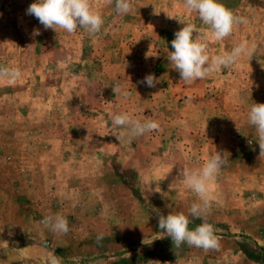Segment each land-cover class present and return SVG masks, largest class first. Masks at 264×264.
<instances>
[{
  "label": "rangeland",
  "instance_id": "obj_1",
  "mask_svg": "<svg viewBox=\"0 0 264 264\" xmlns=\"http://www.w3.org/2000/svg\"><path fill=\"white\" fill-rule=\"evenodd\" d=\"M34 2L0 0V65L22 72L15 85L0 81V264H264V160L247 122L264 103V0H220L248 21L222 41L183 0H133L127 15L91 0L104 18L96 36L45 30L26 14ZM186 23L208 33L210 56L242 41L255 55L186 84L167 59ZM149 74L155 88L140 83ZM122 113L160 130L129 139L112 125ZM216 151L228 164L212 182L210 213L189 216V228L212 224L219 250L174 249L159 216L188 215L198 197L169 185ZM55 214L66 234L41 223Z\"/></svg>",
  "mask_w": 264,
  "mask_h": 264
},
{
  "label": "clouds",
  "instance_id": "obj_2",
  "mask_svg": "<svg viewBox=\"0 0 264 264\" xmlns=\"http://www.w3.org/2000/svg\"><path fill=\"white\" fill-rule=\"evenodd\" d=\"M183 2L188 12L198 13L199 19L203 25L207 26L216 41L228 38L238 25L248 22L246 18L236 16L220 0H183ZM107 3L109 5L115 4V11L118 15L131 13L133 7V0H107ZM159 13L155 8L154 14L158 15ZM26 14L34 16L45 30L52 29L57 33L59 30H63L68 34H73L80 28L89 36H96L101 32L104 25L103 16L94 10L91 0H36L27 8ZM169 18L175 17L169 15ZM194 33H196L195 37ZM32 35H40L39 29H34ZM174 35L175 39L171 41L174 51L168 52L167 59L172 64V68L179 72L181 80L186 84L205 79L222 69H230L241 58H253L255 55V45L242 41L234 46L230 52L210 56L208 54V33L191 23H186ZM149 56L154 55L147 54L146 59ZM261 67L264 68V63H261ZM21 77L22 72L19 68L0 65V81L15 85ZM140 83L149 88H155L160 81L154 74H149ZM113 91L115 95L120 94V85L113 86ZM123 95L126 96L128 93L125 92ZM111 120L114 127L118 126L127 130L129 139L160 130L158 121L152 119L141 121L128 113L116 114L111 117ZM247 122L255 129L256 141L260 149L259 158L264 160V103L251 105ZM237 130L240 131L238 125ZM115 136L121 141L120 135ZM251 143L250 140L249 144ZM227 164L228 154L216 151L197 170L190 171L188 168L182 167L177 178L169 185L171 191L176 184L183 182L198 197V202H194L190 206L188 215L177 212L170 213L166 217L159 216V228L171 237L174 249H179L186 244L190 248L202 249L205 252L219 250L220 239L215 233L214 226L202 222L195 229H190L189 216L203 221L210 213L212 203L215 200L211 187L212 182ZM148 190L161 191L158 185L154 189L150 186ZM41 223L53 233L66 234L69 231L68 220L60 214L45 216ZM101 239H103L102 236L97 237L98 242ZM52 264H59L58 258L53 260ZM176 264H181L179 258Z\"/></svg>",
  "mask_w": 264,
  "mask_h": 264
}]
</instances>
